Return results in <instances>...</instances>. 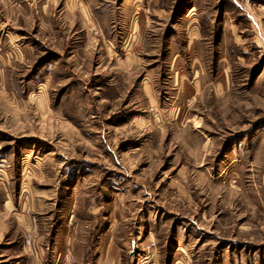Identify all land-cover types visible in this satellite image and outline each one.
Wrapping results in <instances>:
<instances>
[{
    "label": "rangeland",
    "instance_id": "obj_1",
    "mask_svg": "<svg viewBox=\"0 0 264 264\" xmlns=\"http://www.w3.org/2000/svg\"><path fill=\"white\" fill-rule=\"evenodd\" d=\"M0 219V264H264V0H0Z\"/></svg>",
    "mask_w": 264,
    "mask_h": 264
},
{
    "label": "crops",
    "instance_id": "obj_2",
    "mask_svg": "<svg viewBox=\"0 0 264 264\" xmlns=\"http://www.w3.org/2000/svg\"><path fill=\"white\" fill-rule=\"evenodd\" d=\"M8 198H9L8 195H6L5 196V200L3 202L4 208L9 210V212L14 215L15 219H17V225L19 226V228L23 229L22 231H24L25 226H24V224L22 222H20V219H22V218H20V219L18 218V216L21 214V212H18V211L13 212L14 211V205H13L14 203L11 202V200L8 199ZM7 205H8L9 209L7 208ZM21 221L24 222V220H21ZM0 227L2 228V232H1L0 236L3 237V236H5L6 233L9 232V226H8V224L5 223L4 220L0 219ZM34 229H35V233H36L37 224H35ZM35 236H36V238L39 237V236H37V233L35 234ZM41 237L37 238V239L35 238L36 242L38 244V247H39V253H40L41 257L44 256L45 250H49L50 248L52 249V251L54 253H56V252L58 253V256L54 255L53 264H63V263H65L63 261V259L60 260V262H59L60 256L65 257V259L67 260V258L69 257L68 253L70 252V248H68L69 243L72 242L73 247H74L73 250L75 249V245L77 244L76 238H72L70 235H62L61 229H59V231H57V233L52 237V241L49 240L47 243H45L46 244L45 245V249L43 247V244H41V242H42ZM71 240H73V241H71ZM107 244H108V242H107ZM96 248H97L98 253H99V256L97 257V260H98L99 263L103 262L102 261L103 258L105 260H107V262H109V263L111 261H113L111 258H109V256H108V259L106 258V255L109 252L108 246H106V248H104V245H101V246H97ZM104 251L106 253L105 257H103ZM62 253L64 255H62ZM81 264H88V260L82 262Z\"/></svg>",
    "mask_w": 264,
    "mask_h": 264
},
{
    "label": "built area",
    "instance_id": "obj_3",
    "mask_svg": "<svg viewBox=\"0 0 264 264\" xmlns=\"http://www.w3.org/2000/svg\"><path fill=\"white\" fill-rule=\"evenodd\" d=\"M25 246H26L29 250L33 249V247H34L33 240H32V235H31L30 233H28L27 236H26V238H25ZM145 259H146L145 264H148V262H149V257L146 256Z\"/></svg>",
    "mask_w": 264,
    "mask_h": 264
}]
</instances>
